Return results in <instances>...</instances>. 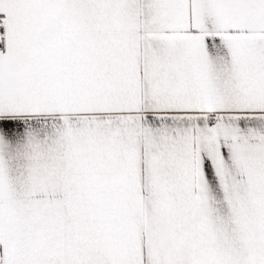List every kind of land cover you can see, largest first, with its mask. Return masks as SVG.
Wrapping results in <instances>:
<instances>
[{"label":"snow or ice","instance_id":"snow-or-ice-1","mask_svg":"<svg viewBox=\"0 0 264 264\" xmlns=\"http://www.w3.org/2000/svg\"><path fill=\"white\" fill-rule=\"evenodd\" d=\"M0 264H264V0H0Z\"/></svg>","mask_w":264,"mask_h":264}]
</instances>
